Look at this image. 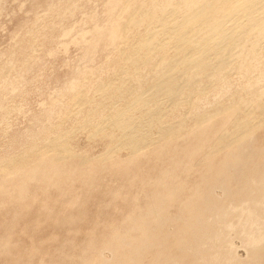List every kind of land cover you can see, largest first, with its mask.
Here are the masks:
<instances>
[{"label": "rangeland", "instance_id": "obj_1", "mask_svg": "<svg viewBox=\"0 0 264 264\" xmlns=\"http://www.w3.org/2000/svg\"><path fill=\"white\" fill-rule=\"evenodd\" d=\"M139 1L0 0V264H264V243L248 238L256 222L264 234V191L253 184L264 171V108L252 106L264 103V32L247 25L264 19V2L261 14L234 12L224 40L197 23L193 46L180 50L166 35L186 14L183 0ZM117 26L122 40L112 41ZM194 46L215 68L190 72Z\"/></svg>", "mask_w": 264, "mask_h": 264}, {"label": "bare ground", "instance_id": "obj_2", "mask_svg": "<svg viewBox=\"0 0 264 264\" xmlns=\"http://www.w3.org/2000/svg\"><path fill=\"white\" fill-rule=\"evenodd\" d=\"M116 1V0H115ZM135 1V0H134ZM143 0H141V2H142ZM153 1V0H152ZM140 2V1H139ZM141 2H140V4H141ZM154 2V1H153ZM174 2V1H173ZM175 2H177V1H175ZM174 2V3H175ZM211 2V0H183V5H184V7L183 8H185V10H186V12L184 11V10H182V11H184L186 14H185V16L183 17V19H180L181 18V16H180V23H178V24H176V22L175 21H177V19L176 20H171L170 18H172V15H173V13H172V15H171V17L169 18V20H171V23H172V25H174V26H176V27H178L177 28V31H176V33L174 34V36H168V35H166L167 36V38H173L177 43L176 44H179V46H178V48L180 47V50L182 49V46H180L181 44H185V43H189V44H191V46H189V47H192L193 45V43H191V35H190V31L192 30V28L194 29V26L197 24V23H201L202 24V26H201V28H202V30H203V33H202V36L205 34V35H207L208 34V37H212V38H214V37H221L223 40L225 39V37L226 36H228V35H226V36H224L230 29H231V27L230 26H228V28H229V30L227 31V27L225 28V26L223 25L224 24V22L227 20V19H230V17L233 15H235L236 13V15H239L242 11H244V17H245V12H252V10H256L257 9V4L259 3H263L264 2V0H212V2ZM111 3V2H110ZM124 3V2H123ZM126 3V8L128 7V3L127 2H125ZM144 3V2H143ZM149 3V2H148ZM158 3V2H157ZM173 3V4H174ZM61 4V3H60ZM114 4V3H113ZM129 4H131V3H129ZM133 4V3H132ZM146 4V3H145ZM163 4V3H162ZM167 4V3H166ZM165 4V5H166ZM178 4H179V1H178ZM137 5V4H136ZM155 5H157V4H154V6ZM160 5V4H159ZM169 5V4H168ZM167 5V6H168ZM264 5V4H263ZM141 6H144L143 4L141 5ZM167 6H165V7H167ZM169 6H172V5H169ZM176 7H177V3H176V5H175ZM224 6H226V7H228V9H229V11L227 12H225V11H223V12H225V13H222L221 15H223L222 16V18L221 19H219V17H218V19H216L215 20V18L214 19H212L213 18V16L217 13V12H219L221 9H222V7H224ZM110 7H112V6H110ZM135 7V6H134ZM139 7V6H138ZM145 7H147L146 5H145ZM145 7H143L142 9H144ZM151 7H152V5H151ZM157 7H158V5H157ZM262 7V6H261ZM261 7H259V8H261ZM119 8H122V7H119ZM148 9L150 8V6L149 7H147ZM156 8V7H155ZM160 8V7H159ZM164 8V7H163ZM162 8V9H163ZM168 8V7H167ZM174 8V7H173ZM181 8H182V6H181ZM110 9V8H109ZM153 9V8H152ZM166 9V8H165ZM170 9V8H169ZM177 8H175V10L174 11H177L176 10ZM179 9H180V7H179ZM261 9H263V7L261 8ZM111 10V9H110ZM124 10V8L122 9V11ZM147 10V9H146ZM154 10V9H153ZM152 10V11H153ZM166 10H168V9H166ZM125 11V10H124ZM128 11V10H127ZM133 12L135 11V9H133L132 10ZM132 11H130V12H132ZM138 11L140 12L141 10H139L138 9ZM148 11V10H147ZM150 11H151V9H150ZM160 11V15L162 16V12L161 11H163V13H165V11L164 10H159ZM170 12H172V10H169ZM169 11H167L168 12V14H169ZM182 11H181V13H182ZM259 11V9H257V12ZM261 11V10H260ZM259 11V12H260ZM264 11V10H263ZM262 11V12H263ZM138 12V13H139ZM183 12V13H184ZM234 12H236V13H234ZM238 12H240L239 14H238ZM122 13V12H121ZM124 13V12H123ZM135 13H137V12H135ZM141 13V12H140ZM147 13V12H146ZM151 13V12H150ZM176 13H180V12H176ZM220 13V12H219ZM256 13V12H255ZM254 13V14H255ZM120 14V13H119ZM130 14V13H129ZM147 14H149V12L147 13ZM152 14V13H151ZM154 14H157L156 12L154 13ZM154 14H152L153 16H154ZM175 14V13H174ZM253 14V15H254ZM258 14V13H257ZM259 14H261V12L259 13ZM133 15V14H132ZM131 14H130V19H131V17H133L134 18V16H132ZM135 15V14H134ZM140 15V14H139ZM152 15H148L149 16V18L151 17V19L150 20H152ZM164 15V14H163ZM180 15H182V14H180ZM241 15V14H240ZM247 15V14H246ZM128 16V15H127ZM137 16V15H136ZM142 16V15H141ZM147 16V15H146ZM159 16V15H158ZM166 16H168L167 14H166ZM166 16H164V19L165 20H167L168 21V19H166ZM179 16V15H178ZM233 16H232V19H233ZM242 16V15H241ZM240 16V17H241ZM249 16H251L250 14H249ZM255 16V19H257L256 18V15H254ZM254 16H252L253 17V19H254ZM261 16H263V13H262V15ZM115 17V16H114ZM143 17H145V10H144V14H143V16L141 17L142 19L140 20V19H138V21L139 22H141L142 23V21H143V23H146V22H144V20L147 18H143ZM238 17V16H237ZM236 17V18H237ZM243 17V16H242ZM243 17V18H244ZM252 17H245V18H247V20L249 19V18H251V19H249L247 22V25L249 26V28L251 29V31H252V29H254V30H258V32L259 31H261V32H264V19L261 21V20H259L258 22H256V20H253L252 19ZM259 17V16H258ZM128 18V17H127ZM132 18V19H133ZM149 18H148V20H149ZM153 18H155V17H153ZM159 18V17H158ZM157 18V16H156V20L158 19ZM160 18H162V17H160ZM159 18V19H160ZM178 18V17H177ZM234 18H235V16H234ZM262 18V17H261ZM112 19V18H111ZM118 19V18H117ZM125 19H126V17H125ZM134 19H136V18H134ZM173 19V18H172ZM175 19V18H174ZM232 19H230L231 21H232ZM116 20V19H115ZM126 20H128L127 22H129V19H126ZM126 20H124L125 22H126ZM149 20V21H150ZM163 20V19H162ZM162 20L160 21V22H162ZM234 20V19H233ZM137 21V20H136ZM136 21H132V22H134V23H132L131 25H136V23L138 22H136ZM214 21V22H213ZM116 22V21H115ZM126 22V23H127ZM151 22V21H150ZM150 22H148V24H150ZM233 22V21H232ZM237 22V21H236ZM131 23V22H130ZM130 23L128 24V25H130ZM142 23V24H143ZM152 23V22H151ZM155 23H157L158 24V22H156L155 21ZM168 22H162V24H159L160 26L159 27H161V25H162V27H163V29H165L166 27H167V25L169 26V24H171V23H169V24H167ZM228 23H229V21H228ZM115 24V23H114ZM120 24V23H119ZM157 24H156V26H157ZM227 23L225 22V25H226ZM244 24L245 23H243V31H244V27H246L247 25L245 24V26H244ZM122 25H125V24H122L121 23V25L120 26H122ZM140 25V24H139ZM144 25V24H143ZM142 25V26H143ZM146 25V24H145ZM153 25V24H152ZM155 25V24H154ZM149 26V25H148ZM147 26V27H148ZM198 26V25H197ZM130 26H128V28H129ZM140 27V26H139ZM150 27V26H149ZM158 27V26H157ZM172 27V26H171ZM170 27V28H171ZM176 27H175V30H176ZM242 27V26H241ZM113 29H112V32H111V40L112 41H114L113 39H115L116 37H118V35H121V33L123 32L122 31V29L124 28V26H123V28H118V26L117 27H112ZM127 28V27H126ZM126 28H125V30H126ZM131 28V27H130ZM137 28H138V26H137ZM153 28V27H152ZM196 29L198 28V27H195ZM248 28V27H247ZM246 28V29H247ZM247 29V30H249L250 31V29ZM162 29V30H163ZM167 29V28H166ZM242 29V28H241ZM151 30V29H150ZM155 30V29H154ZM157 30V29H156ZM158 30H159V28H158ZM201 29L200 30H198V31H202ZM253 30V31H254ZM122 31V32H121ZM167 31V30H166ZM173 31H174V27H173ZM193 31H196L195 29L193 30ZM197 31V32H198ZM227 31V32H226ZM242 30H240V33H242L241 32ZM250 31V32H251ZM107 32V31H106ZM147 32V31H146ZM153 32V31H152ZM151 32V33H152ZM160 32H164V31H160ZM169 33H170V30L168 31ZM175 32V31H174ZM173 32V33H174ZM205 32V33H204ZM229 32H231V30L229 31ZM238 33H239V30L237 31ZM247 32V31H246ZM150 33V32H149ZM155 35H158V34H156V33H158V32H156V31H154L153 32ZM167 33V32H166ZM165 33V34H166ZM171 33H172V31H171ZM172 33V34H173ZM201 33V32H200ZM233 33V32H232ZM231 33V34H232ZM236 32L234 31V33L233 34H235ZM243 33H245V32H243ZM242 33V34H243ZM125 34V33H124ZM126 34H127V32H126ZM160 34L161 33H159V36H160ZM172 34H170V35H172ZM195 34H196V32H195ZM194 34V32H192V35H193V37H194V41L196 42V40H195V35ZM247 34H248V32H247ZM256 34H257V31H256ZM259 34V33H258ZM261 34V33H260ZM100 35V34H99ZM131 35V34H130ZM150 36H151V34H149ZM148 35V36H149ZM155 35H153V37L155 36ZM195 35V36H194ZM197 35H199L197 38H199L200 37V35L201 34H197ZM204 35V36H205ZM230 35V34H229ZM145 36V35H144ZM147 36V35H146ZM201 36V37H202ZM222 36H224V37H222ZM231 36V35H230ZM259 36V35H258ZM120 38H121V36H119ZM118 37V38H119ZM123 37H125V35H123ZM152 36L150 37V38H152V39H154ZM206 37V39L208 38L207 36H205ZM204 37V38H205ZM127 38V37H126ZM145 38L147 39V38H149V37H144V39L143 40H145ZM157 37H155V39H156ZM203 38V39H204ZM209 38V39H210ZM216 38V39H217ZM228 39H229V37H227ZM227 38H226V41H229V40H227ZM263 38V37H262ZM98 39V38H97ZM152 39H150V40H152ZM155 39L154 40H152V41H149V42H147L146 44L143 42V41H139L140 42V44L143 42V44H145L146 46L145 47H147V51H150V49L148 50V48H151V47H153V45H156L155 43L153 44V41H155ZM164 39H165V35H164ZM164 39H162L163 41H164ZM201 39V38H200ZM216 39H214V42H216V44H218L217 42H218V40L216 41ZM220 39V38H219ZM222 39H220V40H222ZM118 40V39H117ZM121 40H122V38H121ZM124 40V39H123ZM131 40V39H130ZM147 40H149V39H147ZM146 40V41H147ZM158 41L159 40H161V39H157ZM173 40V41H174ZM199 40V39H198ZM197 40V41H198ZM205 40V39H204ZM213 40V39H212ZM219 40V41H220ZM261 40V39H260ZM111 41V42H112ZM174 41V42H175ZM200 41V40H199ZM203 41V40H202ZM132 42V41H131ZM165 42L166 43H164L163 42V44L165 45V44H167L168 42H171V41H166L165 40ZM207 42V40L205 41V43ZM210 42H211V40H210ZM223 42V41H222ZM256 42H259V41H256ZM97 43H98V40H97ZM97 43H96V45H97ZM156 43H159V42H156ZM162 43V42H161ZM197 44L199 43V42H196ZM195 43V46H198L197 44ZM208 43H209V41H208ZM137 44V43H136ZM163 44H162V46H163ZM175 44V43H174ZM176 44H175V46H173V47H176ZM200 44V43H199ZM202 44V43H201ZM212 45H211V48H212V46H213V41H212V43H211ZM221 44V43H220ZM220 44H218L217 45V47L218 46H222V44L220 45ZM223 44H225V42L223 43ZM138 45V44H137ZM142 45V44H141ZM161 45V44H160ZM160 45H159V47H160ZM169 45V44H168ZM158 46V45H157ZM187 46V45H186ZM194 46V48L193 49H196L197 48V51H196V53H198V51H199V49H198V47H195ZM226 46V45H225ZM255 46V45H254ZM93 47V46H92ZM139 47V46H138ZM156 47V46H155ZM159 47H158V49H159ZM164 47V46H163ZM185 47V46H184ZM188 47V48H189ZM134 48H135V46H134ZM133 48V49H134ZM160 48H162V47H160ZM167 49H168V47H166ZM177 48V50L179 51V49ZM199 48H201V45H200V47ZM206 48V52H207V47H205ZM215 48V47H214ZM236 48V47H235ZM255 48V51H256V47H254ZM258 48V47H257ZM141 49V48H140ZM157 49V48H156ZM172 49V48H171ZM176 49V48H175ZM191 49V48H190ZM221 49V48H220ZM220 49H218V50H220ZM146 50V49H145ZM152 50V49H151ZM160 50V49H159ZM161 50H163V49H161ZM176 50V51H177ZM183 50H184V48H183ZM186 50V49H185ZM184 50V51H185ZM201 50V49H200ZM204 50V49H203ZM208 50H210V47H208ZM217 50V49H216ZM122 51V50H121ZM153 51H154V48H153ZM155 51H157V50H155ZM175 51V50H174ZM177 51V52H178ZM212 51L213 52H215V49L213 50V48H212ZM240 51V50H239ZM253 51H254V49H253ZM252 51V53H254ZM134 52V51H133ZM135 52H136V49H135ZM145 52V54L147 53L146 51H144ZM151 52V51H150ZM176 52V53H177ZM188 52V51H187ZM203 52V51H202ZM202 52H201V54H202ZM209 52V51H208ZM241 52V51H240ZM151 53H153L154 54V52H151ZM156 53V52H155ZM158 53V52H157ZM156 53V54H157ZM165 53V52H164ZM163 53V54H164ZM169 53V52H168ZM175 53V54H176ZM180 53V52H179ZM179 53H177V55H176V57L178 56V54ZM195 53V55L196 56H194V53H192V50H191V53L190 52H188V53H186L188 56H186V57H190L189 55L191 54L193 57H191L189 60H187L188 62H186L185 64H187V63H189V68H190V70L192 69V70H198L199 69V71H200V68L202 67V68H204V67H206L205 65L207 64V62H208V65L210 64L209 62L210 61H205L206 62V64L203 62V61H201V54H200V59L199 58H197V56H199V53H198V55ZM218 53H219V51H218ZM251 53V54H252ZM136 54H138L137 52H136ZM135 54V55H136ZM142 54H144V53H142ZM144 54V55H145ZM160 54V53H159ZM182 54V53H181ZM185 54V55H186ZM203 54H206L205 53V51L203 52ZM202 54V55H203ZM222 54V53H221ZM220 54V55H221ZM234 54V53H233ZM240 54H244V52L243 53H240ZM135 55H133L134 56V58H132V59H134V62H135ZM148 54H146L145 56H147ZM158 55V54H157ZM156 55V56H157ZM183 55H184V53H183ZM216 55H218V54H216ZM219 55V56H220ZM239 55V54H238ZM142 56V55H141ZM140 56V57H141ZM144 56V57H145ZM149 56V55H148ZM162 55L160 54V57H161ZM247 58H248V55L246 54L245 55ZM244 56V57H245ZM253 56V55H252ZM139 57V58H140ZM154 57H155V55H154ZM158 57V56H157ZM160 57H158V58H160ZM162 57H164V56H162ZM168 57V56H167ZM180 57H181V55H180ZM180 57L178 58V59H180ZM186 57H185V59H186ZM203 57H205V56H203ZM207 57V56H206ZM223 58H224V56H222ZM233 57V56H232ZM236 58H237V56H235ZM239 57H240V55H239ZM238 57V58H239ZM127 58V57H126ZM129 58H130V55H129ZM129 58H128V60H129ZM137 58H138V56H137ZM136 58V59H137ZM152 58H153V55H152ZM184 58V57H183ZM220 58V57H219ZM222 58V59H223ZM241 58V57H240ZM239 58V59H240ZM247 58H246V62H247ZM146 59V58H145ZM149 59H150V57H149ZM156 58H154V60H155ZM171 58H169V60H170ZM177 59V58H176ZM206 59V58H205ZM208 59V58H207ZM225 59V58H224ZM223 59V60H224ZM238 59V60H239ZM256 59V58H255ZM138 60V59H137ZM148 59H146V61H147ZM157 60V59H156ZM160 60H161V58H160ZM163 60V59H162ZM181 60V59H180ZM183 60V59H182ZM181 60V61H182ZM223 60H222V62H223ZM226 60V59H225ZM244 60V59H243ZM242 60V61H243ZM249 60H250V56H249ZM132 62H133V60H131ZM144 61V60H143ZM142 61V62H143ZM158 61V60H157ZM164 61V60H163ZM166 61H167V59H166ZM240 61V60H239ZM245 61V60H244ZM258 61V60H257ZM159 62V61H158ZM157 62V63H158ZM168 62H170V61H168ZM172 62H173V60H172ZM177 62H179L178 60H177ZM184 62V61H183ZM255 61H253V63H254ZM165 63H167V62H165ZM171 63V62H170ZM176 63V62H175ZM227 63V62H226ZM230 63V62H229ZM239 63V62H238ZM237 63V64H238ZM262 63H264V62H262ZM137 64V63H136ZM143 64H144V62H143ZM168 65L166 66V67H168V69L166 68V70H167V72H168V70H169V72H170V64L169 63H167ZM173 64V63H172ZM177 64V63H176ZM181 64H184V63H181ZM216 64V63H215ZM241 64H243V62H241ZM248 64V63H247ZM140 65V64H139ZM150 65V64H149ZM160 65H161V63H160ZM164 65V64H163ZM178 65H179V63H178ZM229 65H231V64H229ZM233 65V64H232ZM239 65V64H238ZM249 65V64H248ZM258 65H259V63H258ZM122 66V65H121ZM151 66V65H150ZM153 66V65H152ZM164 66V67H165ZM180 66H182V65H180ZM210 66V65H209ZM209 66H208V68H209ZM212 66V65H211ZM210 66V67H211ZM214 66V65H213ZM212 66V67H213ZM243 66V65H242ZM245 66V65H244ZM255 66V65H254ZM254 66H252V68L254 67ZM154 67L156 68V66L154 65ZM154 67H153V69H154ZM158 67V66H157ZM161 67V66H160ZM173 67V66H172ZM218 67V66H217ZM237 67H239V66H237ZM247 67V66H246ZM137 68H138V66H137ZM140 68V67H139ZM176 68V67H175ZM180 68V67H179ZM188 68V67H187ZM213 68H215V67H213ZM211 69L212 71L214 70V69ZM219 68V67H218ZM244 68V67H243ZM249 68V67H248ZM250 68H251V65H250ZM124 69V68H123ZM152 69V68H151ZM173 69V68H172ZM171 69V70H172ZM178 71L180 70V69H178V68H176ZM220 69V68H219ZM222 69V68H221ZM227 69V67L225 68V70ZM255 69H256V67H255ZM259 69V68H258ZM138 70V69H137ZM188 70V69H187ZM192 70L190 71V72H192ZM203 70H205V69H203ZM208 70H210V68L208 69ZM210 70V72H212ZM218 70V69H217ZM216 70V71H217ZM250 70V69H249ZM261 70H262V68H261ZM134 71V70H133ZM135 71H136V69H135ZM134 71V72H135ZM141 71H143V70H141ZM173 71H175V69L173 70ZM177 71V72H178ZM215 71V72H216ZM219 72L221 71V70H218ZM217 71V72H218ZM224 71V70H223ZM239 71V70H238ZM240 71H241V67H240ZM260 71V70H259ZM259 71L257 72V73H259ZM140 72V71H139ZM148 72V71H147ZM154 72H155V70H154ZM153 72V73H154ZM157 72H162V67L159 69L158 68V70L156 71V73ZM172 72V71H171ZM180 72H182V71H180ZM185 72H186V70H185ZM204 72V71H203ZM222 72V71H221ZM244 72H245V70H244ZM251 72V71H250ZM262 72H263V70H262ZM152 73V74H153ZM163 73V72H162ZM160 74V75H162L163 77L165 76V72L163 73V74ZM179 73V72H178ZM184 73V72H183ZM254 72H252V73H250V74H253ZM257 73H256V75H257ZM155 74V73H154ZM159 73H157V75H158ZM185 74V73H184ZM188 74V73H187ZM193 74H194V72H193ZM199 74H200V72H199ZM198 74V75H199ZM219 74H221V73H219ZM225 73H223L222 75H224ZM149 74H147V76H148ZM156 75V74H155ZM167 75V74H166ZM188 75H190V74H188ZM197 75V76H198ZM254 75V74H253ZM255 75V76H256ZM260 75V74H259ZM261 75H262V73H261ZM260 75V76H261ZM171 76H173V75H171ZM185 76H187V75H185ZM184 76V78L186 79L187 77H189V76H187V77H185ZM194 76H196V73L193 75V78H194ZM263 76V75H262ZM140 77H142V75L140 76ZM146 77V76H145ZM157 77L158 76H156V79H157ZM166 77V76H165ZM168 75H167V77H166V80H168ZM174 77V76H173ZM178 77H180L179 75H178ZM151 78H152V76H151ZM162 78V77H161ZM177 78V77H176ZM175 77H174V79H176ZM183 78V74H182V78L181 79H184ZM181 79H179V80H181ZM184 79V80H185ZM192 79V78H191ZM257 79V78H256ZM162 80H163V78H162ZM162 80L160 81V83L159 82H157V84L159 83V86L161 85V83H162ZM183 80V81H184ZM195 79H193L192 81H194ZM142 81V80H141ZM155 81V80H154ZM171 81V80H170ZM173 81V80H172ZM178 81V80H177ZM186 81V80H185ZM145 81L143 80V82L142 83H144ZM156 82H155V84H156ZM164 82H166V81H164ZM174 82H175V80L173 81V84H174ZM177 82H175V84H176ZM187 83V82H186ZM188 83H189V81H188ZM163 84V83H162ZM172 84V82L170 83V85ZM174 84V85H175ZM190 84V83H189ZM140 85H141V83H140ZM164 85H166L165 87H167V82H166V84L164 83ZM170 85H169V87H170ZM177 85V84H176ZM191 85H193V82H192V84ZM142 86V85H141ZM173 86V85H172ZM155 87H156V85H155ZM188 87H189V85H188ZM157 88V87H156ZM160 88H161V86H160ZM175 88L176 89H178V87H176L175 86ZM174 89V88H173ZM172 89V90H173ZM192 89V88H191ZM140 90V89H139ZM156 90V89H155ZM171 90V89H170ZM170 90H166V91H170ZM171 90V92H174V91H172ZM141 92H143L142 90H140ZM170 92V93H171ZM136 93V92H135ZM138 93V92H137ZM136 93V94H137ZM158 93V92H157ZM160 93V92H159ZM170 93H167V94H169L170 95ZM178 93V92H177ZM180 93H181V91H180ZM172 94V93H171ZM175 94V93H174ZM141 95H142V93H141ZM176 95V94H175ZM137 96V95H136ZM138 96H140L139 94H138ZM178 96V95H177ZM178 98H176V100H177ZM252 106L253 107H257L258 109H261V108H264L263 106H264V103H263V101L260 99V98H258L256 101H254L253 102V104H252ZM179 112V111H178ZM243 123L245 124V125H243L242 127L240 126V125H238V124H236V125H238V128H239V130L240 131H245V132H247L249 129H250V126H248L247 125V123H248V120L247 119H245V121H243ZM126 126V125H125ZM244 132V133H245ZM176 133H178V131L176 130V131H171L169 134L170 135H175ZM228 136V135H227ZM238 137V136H237ZM130 140H132V138L130 139ZM130 143V142H129ZM224 143H226V142H224ZM135 144H136V142H135ZM133 145H134V143H133ZM132 147H134V146H132ZM249 148V147H248ZM64 150H66L65 148H64ZM237 152V151H236ZM243 152V151H242ZM245 152V151H244ZM244 154V153H243ZM236 155V154H235ZM240 155V154H239ZM241 156V155H240ZM233 158H235V157H233ZM242 158V157H241ZM51 161V160H50ZM241 161H243V159L241 160L240 159V161H239V159H237V156H236V160H234V164H239V162H241ZM245 161V160H244ZM25 162V161H24ZM18 163V162H17ZM225 163L227 164V162L225 161ZM243 163V162H242ZM15 164V163H14ZM224 164V163H223ZM225 164V165H226ZM17 165H20V164H17ZM21 165H23V163L21 164ZM242 165V164H241ZM10 166V165H9ZM14 166V165H13ZM12 166V167H13ZM16 166V165H15ZM18 169H19V167L18 166H16ZM56 167V166H55ZM222 167V166H221ZM17 168H16V170H17ZM15 169V168H14ZM221 169H223V168H220V169H218V172H217V177H218V181H219V184H221L222 186L226 183V179L225 178H223L224 176H223V172H222V170ZM15 171V170H14ZM13 172V171H12ZM213 174V173H212ZM215 175V174H214ZM214 175H213V177H214ZM226 176V175H225ZM216 177V176H215ZM212 179V178H211ZM217 180V179H216ZM255 180V181H254ZM211 181H213V180H211ZM217 181V182H218ZM253 184L255 183V186L257 187V189L258 190H260V191H264V171L262 172V173H260V178H258V179H253ZM213 183H215V182H212V184ZM209 184V183H208ZM252 184V185H253ZM214 185V184H213ZM220 185V186H221ZM209 186H211V184L209 185ZM213 187V186H212ZM248 188V187H247ZM174 193V192H173ZM209 193H211V190H210V192ZM209 193H207L208 195H209ZM206 194V193H205ZM206 194V195H207ZM171 195V194H170ZM202 195V194H201ZM205 195V196H206ZM211 195V194H210ZM244 195H247L246 193L244 194ZM175 196V195H174ZM197 196V195H196ZM203 197H204V195H202ZM202 197V198H203ZM196 198V197H195ZM206 198H207V196H206ZM208 198H209V196H208ZM205 199V198H204ZM210 199V198H209ZM162 201H163V198H162ZM190 201V200H189ZM209 201V200H208ZM211 201V200H210ZM209 201V202H210ZM195 202V201H194ZM165 203V202H164ZM190 204L192 203V201L191 202H189ZM188 203V204H189ZM208 203V202H207ZM214 203V202H213ZM166 204V203H165ZM197 204V203H196ZM216 204V203H215ZM167 205V204H166ZM193 205H194V203H193ZM192 205V207H194L195 208V206H193ZM212 205V204H211ZM155 206V203L153 204V207ZM156 206H159V204H157ZM209 206V205H208ZM213 206H214V209H215V205L213 204ZM212 206V207H213ZM159 207H161V206H159ZM186 208H187V206H185ZM192 207H190V209L192 208ZM158 208V207H157ZM197 208V207H196ZM199 208V207H198ZM209 208H210V206H209ZM153 209V211H155V209L154 208H152ZM160 209V208H159ZM203 210H204V208H202ZM206 209V208H205ZM161 210V209H160ZM188 210H189V208H188ZM203 210H200V211H203ZM207 210V209H206ZM217 210H219V209H217ZM216 209H215V211H217ZM221 210V209H220ZM220 210H219V212H220ZM149 211H151V210H149ZM208 211V210H207ZM214 211V212H215ZM152 212V211H151ZM156 212H157V210H156ZM198 212H199V210H198ZM211 212H213V211H211ZM191 213H192V211H191ZM194 213V212H193ZM148 214V213H147ZM149 214H151V213H149ZM153 214V213H152ZM154 214H155V212H154ZM153 214V215H154ZM157 214V213H156ZM155 214V215H156ZM161 214V213H160ZM195 214H196V211H195ZM205 214V213H204ZM214 214V213H213ZM218 214H220V213H218ZM251 215V214H250ZM157 216V215H156ZM194 216V215H193ZM197 216V215H196ZM196 216L194 217V218H196ZM158 217V216H157ZM200 217V216H199ZM202 218V217H201ZM199 219V218H198ZM192 220H193V218H192ZM202 220H203V218H202ZM205 220V219H204ZM144 222V221H143ZM193 222V221H192ZM191 222V223H192ZM195 222V221H194ZM190 223V224H191ZM203 223H204V225H205V222L203 221ZM258 224H259V222H256V224H255V229H254V231L248 236V238H249V240L251 241V243L252 244H254V245H256V246H258V247H260L263 243H264V234H263V232H261L260 230V228H257L258 227ZM141 225V224H140ZM202 225V224H201ZM189 225H187V227H188ZM200 226V225H199ZM144 227V226H143ZM140 228H141V226H140ZM200 228H201V226H200ZM209 228V227H208ZM194 229V228H193ZM197 229V228H196ZM198 229H199V227H198ZM197 229V230H198ZM202 229V228H201ZM200 230V229H199ZM190 231H191V229H190ZM206 231H204V233H205ZM197 233V232H196ZM203 232L201 233V234H204ZM193 234V233H192ZM207 234V233H206ZM143 236V235H142ZM141 236V237H142ZM147 236V235H146ZM146 236L144 237V240H146L147 238H146ZM148 237V236H147ZM199 237H200V234H199ZM197 239V238H196ZM142 240V239H141ZM143 241V240H142ZM144 242V241H143ZM148 242H149V240H148ZM136 243H137V241H136ZM149 244V243H148ZM143 246H145V244L143 243ZM149 246V245H148ZM146 247V246H145ZM257 253V251H255V254ZM255 258V257H254ZM259 261V260H258Z\"/></svg>", "mask_w": 264, "mask_h": 264}]
</instances>
